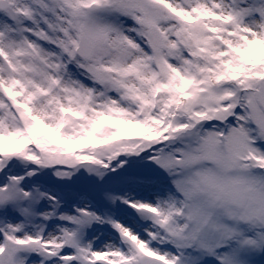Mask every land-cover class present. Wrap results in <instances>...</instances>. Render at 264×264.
<instances>
[{"label": "snow or ice", "instance_id": "snow-or-ice-1", "mask_svg": "<svg viewBox=\"0 0 264 264\" xmlns=\"http://www.w3.org/2000/svg\"><path fill=\"white\" fill-rule=\"evenodd\" d=\"M0 264H264V0H0Z\"/></svg>", "mask_w": 264, "mask_h": 264}, {"label": "rangeland", "instance_id": "rangeland-1", "mask_svg": "<svg viewBox=\"0 0 264 264\" xmlns=\"http://www.w3.org/2000/svg\"><path fill=\"white\" fill-rule=\"evenodd\" d=\"M126 219L128 220L129 223H134V221L130 217H127Z\"/></svg>", "mask_w": 264, "mask_h": 264}]
</instances>
